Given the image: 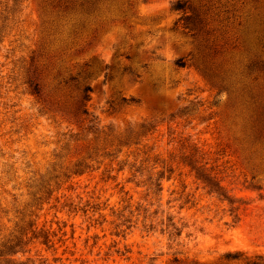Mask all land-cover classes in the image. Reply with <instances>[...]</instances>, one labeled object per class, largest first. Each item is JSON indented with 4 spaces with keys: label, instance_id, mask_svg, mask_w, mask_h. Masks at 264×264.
<instances>
[{
    "label": "rangeland",
    "instance_id": "obj_1",
    "mask_svg": "<svg viewBox=\"0 0 264 264\" xmlns=\"http://www.w3.org/2000/svg\"><path fill=\"white\" fill-rule=\"evenodd\" d=\"M176 1L0 0V264H264V0Z\"/></svg>",
    "mask_w": 264,
    "mask_h": 264
},
{
    "label": "trees",
    "instance_id": "obj_2",
    "mask_svg": "<svg viewBox=\"0 0 264 264\" xmlns=\"http://www.w3.org/2000/svg\"><path fill=\"white\" fill-rule=\"evenodd\" d=\"M97 0H82V4H80L81 9H83V12L87 13L93 6V4L96 2ZM72 0H67V8L68 6H71L72 4ZM171 9L173 11L176 12H180L182 15L181 17L178 19V21H182L183 22V28L184 29H188V33H190L191 36H193L194 38L197 37V35L199 33H202L205 31H203L204 28V20L201 16V14L194 12L191 13V10L189 8V6L187 5L186 2H182L180 0L176 1L174 4H172ZM190 12V14H189ZM205 63H202L200 66H195L198 71L204 76V77H211L210 74V70L207 66L204 65ZM176 65L178 67H185V63L181 60L178 59L176 61ZM257 68V69H264V62H259L256 61L254 63H252L251 65H249V68ZM70 81H76L74 77L71 78ZM228 79H224L222 77L219 78L218 81V87L221 90L227 91L229 90V88L231 87V84L228 82ZM29 88L30 91L32 93V95H34L36 98H38L40 96V88L38 86L37 83L34 82H30L29 83ZM77 90L79 92V96L74 104L75 108L74 111L77 114H81V115H88V111L86 108V103L89 101L90 99V93L92 91V88L90 87V85H80L77 87ZM262 123V122H261ZM192 170L195 171V177L197 180H200L201 183L204 185V187L208 188V192L209 193H217L218 196L223 197V200L228 201V203L230 205L233 204V202H231V200H229L228 198H226V196H224L221 193V188L219 186L218 183H215V180L213 179V177H210L207 173L204 172L203 169L201 168H192ZM82 170L77 169L76 173H82ZM162 178V174L160 173L157 177V179L155 180V182L151 181L150 178L148 179V183H149V188L148 189H155L160 191L161 187H160V183L159 180ZM170 221V220H169ZM171 227L176 231L175 235L176 236H180L181 231L179 229H175L173 224H170ZM42 243L43 244H47L49 243V239L48 236L45 234H42ZM33 239L37 238V236H34L33 234ZM21 242L19 239H14L11 240L9 243L5 244L2 246V249L0 250V258L3 256H7V257H12L18 254L19 250L16 249L17 247H19V249L21 248ZM241 256V254L239 252H227L224 254V259L226 261H233V260H237L239 257ZM6 263H11V259H7L5 261ZM174 264H178V260L177 258H174L173 260ZM246 264H260V263H255V262H246Z\"/></svg>",
    "mask_w": 264,
    "mask_h": 264
}]
</instances>
